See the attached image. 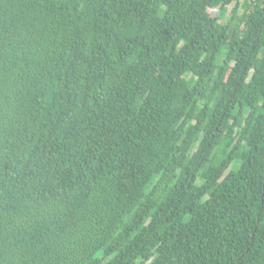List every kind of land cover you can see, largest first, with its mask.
<instances>
[{
  "label": "trees",
  "instance_id": "trees-1",
  "mask_svg": "<svg viewBox=\"0 0 264 264\" xmlns=\"http://www.w3.org/2000/svg\"><path fill=\"white\" fill-rule=\"evenodd\" d=\"M0 264H264V0H0Z\"/></svg>",
  "mask_w": 264,
  "mask_h": 264
}]
</instances>
